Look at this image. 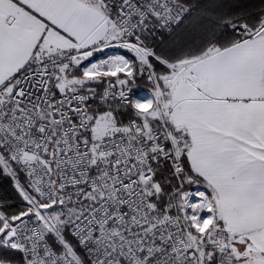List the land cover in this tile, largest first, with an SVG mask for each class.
Wrapping results in <instances>:
<instances>
[{
	"label": "snow or ice",
	"instance_id": "6c2138e0",
	"mask_svg": "<svg viewBox=\"0 0 264 264\" xmlns=\"http://www.w3.org/2000/svg\"><path fill=\"white\" fill-rule=\"evenodd\" d=\"M4 180L0 264H264V0H0Z\"/></svg>",
	"mask_w": 264,
	"mask_h": 264
},
{
	"label": "trees",
	"instance_id": "16d2710c",
	"mask_svg": "<svg viewBox=\"0 0 264 264\" xmlns=\"http://www.w3.org/2000/svg\"><path fill=\"white\" fill-rule=\"evenodd\" d=\"M149 89H150V84L146 80L143 79L138 80L136 87L132 89L133 99L140 100L142 98L141 95L143 92L150 93ZM0 195L8 199H11V197L13 196V192L9 181L4 180L0 182Z\"/></svg>",
	"mask_w": 264,
	"mask_h": 264
},
{
	"label": "clouds",
	"instance_id": "9594fccd",
	"mask_svg": "<svg viewBox=\"0 0 264 264\" xmlns=\"http://www.w3.org/2000/svg\"><path fill=\"white\" fill-rule=\"evenodd\" d=\"M150 108H151L150 102H144V103H141L138 111L141 113H146L150 110Z\"/></svg>",
	"mask_w": 264,
	"mask_h": 264
},
{
	"label": "built area",
	"instance_id": "2783aa9c",
	"mask_svg": "<svg viewBox=\"0 0 264 264\" xmlns=\"http://www.w3.org/2000/svg\"><path fill=\"white\" fill-rule=\"evenodd\" d=\"M146 93H147V92H143V93H142V95H141V97H142L141 100H142V101H144L143 99L146 98V96H147ZM145 94H146V95H145ZM130 96L133 98V92H132V90H131ZM143 97H144V98H143ZM139 101H140V100H139Z\"/></svg>",
	"mask_w": 264,
	"mask_h": 264
},
{
	"label": "rangeland",
	"instance_id": "374dc122",
	"mask_svg": "<svg viewBox=\"0 0 264 264\" xmlns=\"http://www.w3.org/2000/svg\"><path fill=\"white\" fill-rule=\"evenodd\" d=\"M147 94V96H146V98L145 99H143L144 101H147L148 99H150V97H151V94L150 93H146ZM145 94V95H146ZM144 98V97H143ZM140 101L141 102H144V101H142L141 99H140Z\"/></svg>",
	"mask_w": 264,
	"mask_h": 264
}]
</instances>
